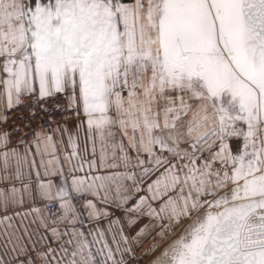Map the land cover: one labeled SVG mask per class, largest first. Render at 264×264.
I'll return each mask as SVG.
<instances>
[{"label": "snow or ice", "instance_id": "1", "mask_svg": "<svg viewBox=\"0 0 264 264\" xmlns=\"http://www.w3.org/2000/svg\"><path fill=\"white\" fill-rule=\"evenodd\" d=\"M0 264H264V0H0Z\"/></svg>", "mask_w": 264, "mask_h": 264}]
</instances>
